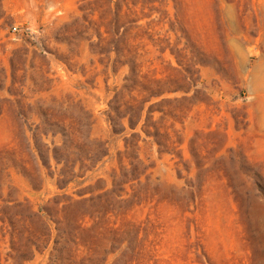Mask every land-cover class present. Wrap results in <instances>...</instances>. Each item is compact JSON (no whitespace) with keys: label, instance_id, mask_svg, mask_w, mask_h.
I'll return each instance as SVG.
<instances>
[{"label":"rangeland","instance_id":"1","mask_svg":"<svg viewBox=\"0 0 264 264\" xmlns=\"http://www.w3.org/2000/svg\"><path fill=\"white\" fill-rule=\"evenodd\" d=\"M0 264H264V0H0Z\"/></svg>","mask_w":264,"mask_h":264}]
</instances>
